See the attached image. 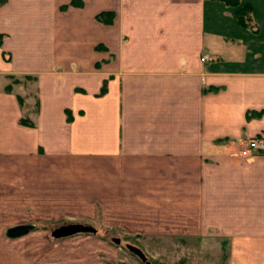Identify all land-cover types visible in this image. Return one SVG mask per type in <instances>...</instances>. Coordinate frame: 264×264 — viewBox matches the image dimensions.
I'll return each instance as SVG.
<instances>
[{
    "label": "crops",
    "instance_id": "0c3cea01",
    "mask_svg": "<svg viewBox=\"0 0 264 264\" xmlns=\"http://www.w3.org/2000/svg\"><path fill=\"white\" fill-rule=\"evenodd\" d=\"M241 1L252 27L215 0L0 6V264L9 230L44 205L130 236L217 238L227 264H264V153L240 155L264 139V0Z\"/></svg>",
    "mask_w": 264,
    "mask_h": 264
},
{
    "label": "rangeland",
    "instance_id": "374dc122",
    "mask_svg": "<svg viewBox=\"0 0 264 264\" xmlns=\"http://www.w3.org/2000/svg\"><path fill=\"white\" fill-rule=\"evenodd\" d=\"M47 207L42 206L40 214L26 212L23 226L9 230V264H17V252H24L26 264L34 256L39 257L40 264H227V246L217 238L130 236L122 230L62 217L63 212L43 211ZM66 224L90 226L96 233L53 238L52 231ZM128 246L141 251L146 260L142 262Z\"/></svg>",
    "mask_w": 264,
    "mask_h": 264
},
{
    "label": "trees",
    "instance_id": "16d2710c",
    "mask_svg": "<svg viewBox=\"0 0 264 264\" xmlns=\"http://www.w3.org/2000/svg\"><path fill=\"white\" fill-rule=\"evenodd\" d=\"M6 0H0V6L3 5L5 3ZM218 1L222 4H224L227 7H230L233 9L234 11V16L236 18V21L238 23L239 26L243 27V28H247L250 27V23H251V13L253 11V6L250 3L247 2H242L241 0H215ZM69 6L72 7H82V3L78 2V0H71ZM66 7H63L62 9H65ZM113 16L114 14L112 12H102L99 13L98 15H96L95 19L97 22L103 24V25H111L112 24V20H113ZM5 39V36L0 34V48L3 44V41ZM100 49V47H96V50ZM8 56V55H7ZM5 54H3L4 59L7 61L10 58H8ZM6 91H10V86H7L5 88ZM104 87L101 89L100 93H103ZM20 104H21V100H20ZM259 114L256 113H251L248 114L247 118L250 119L251 117H255ZM67 116V120H70V116L69 114L66 115ZM21 124L25 125V126H29L32 127V123L28 120V119H22L20 121Z\"/></svg>",
    "mask_w": 264,
    "mask_h": 264
},
{
    "label": "water",
    "instance_id": "95a60500",
    "mask_svg": "<svg viewBox=\"0 0 264 264\" xmlns=\"http://www.w3.org/2000/svg\"><path fill=\"white\" fill-rule=\"evenodd\" d=\"M96 230L90 226L80 225V224H66L57 227L52 231V237L55 239L68 238L78 234H92L94 235ZM113 242L118 243V240H113ZM130 252L135 254L142 262H144L145 256L141 251L136 248L127 247Z\"/></svg>",
    "mask_w": 264,
    "mask_h": 264
},
{
    "label": "built area",
    "instance_id": "2783aa9c",
    "mask_svg": "<svg viewBox=\"0 0 264 264\" xmlns=\"http://www.w3.org/2000/svg\"><path fill=\"white\" fill-rule=\"evenodd\" d=\"M201 61L203 62L204 59H201ZM258 153H264V139L261 138L247 140L240 151L242 157H248Z\"/></svg>",
    "mask_w": 264,
    "mask_h": 264
}]
</instances>
